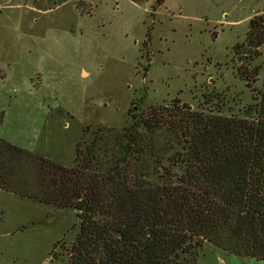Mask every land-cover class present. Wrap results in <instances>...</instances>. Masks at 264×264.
Masks as SVG:
<instances>
[{
	"label": "rangeland",
	"instance_id": "1",
	"mask_svg": "<svg viewBox=\"0 0 264 264\" xmlns=\"http://www.w3.org/2000/svg\"><path fill=\"white\" fill-rule=\"evenodd\" d=\"M264 0H0V140L65 167L78 143L174 100L244 117L260 101ZM241 47V48H240ZM79 214L0 191V264H68ZM196 264H264L205 243Z\"/></svg>",
	"mask_w": 264,
	"mask_h": 264
},
{
	"label": "trees",
	"instance_id": "2",
	"mask_svg": "<svg viewBox=\"0 0 264 264\" xmlns=\"http://www.w3.org/2000/svg\"><path fill=\"white\" fill-rule=\"evenodd\" d=\"M245 43L257 54L263 15L250 21ZM259 94L244 117L178 100L151 106L78 143L72 167L0 140V191L79 214L68 264H196L205 243L264 261Z\"/></svg>",
	"mask_w": 264,
	"mask_h": 264
}]
</instances>
